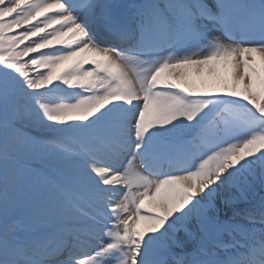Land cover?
I'll list each match as a JSON object with an SVG mask.
<instances>
[{"label": "snow or ice", "instance_id": "snow-or-ice-1", "mask_svg": "<svg viewBox=\"0 0 264 264\" xmlns=\"http://www.w3.org/2000/svg\"><path fill=\"white\" fill-rule=\"evenodd\" d=\"M0 264H264V0H0Z\"/></svg>", "mask_w": 264, "mask_h": 264}]
</instances>
